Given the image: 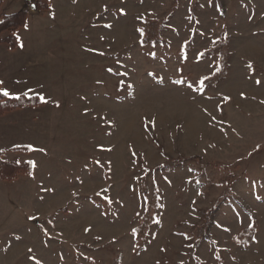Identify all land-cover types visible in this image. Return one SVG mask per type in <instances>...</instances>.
<instances>
[{
  "label": "rangeland",
  "instance_id": "obj_1",
  "mask_svg": "<svg viewBox=\"0 0 264 264\" xmlns=\"http://www.w3.org/2000/svg\"><path fill=\"white\" fill-rule=\"evenodd\" d=\"M36 1L8 9L31 13L24 47L49 58L50 131L43 148L1 150L35 167L9 181L10 209L1 197L0 252L264 264V0Z\"/></svg>",
  "mask_w": 264,
  "mask_h": 264
},
{
  "label": "crops",
  "instance_id": "obj_2",
  "mask_svg": "<svg viewBox=\"0 0 264 264\" xmlns=\"http://www.w3.org/2000/svg\"><path fill=\"white\" fill-rule=\"evenodd\" d=\"M8 4V0H4L2 5V13L4 15L21 10H9ZM31 22L32 15L29 13L27 28H21L17 32L19 37V45L17 48L11 49L7 44H0V82H2L0 83V89L7 90L11 94L10 96L38 95L44 97L46 100V93L50 88L48 87L50 84L48 82V71L46 70V72H44L43 68H48L49 58L43 59L42 56H39L41 55L38 53L40 50L31 51L24 47L25 43L29 44L31 42L26 41L23 37V34L27 31ZM32 43L34 44L33 41ZM21 44L23 47L20 46ZM45 49L48 55V46H46ZM36 66H40V69H36L37 71L31 70L32 67ZM34 83L35 86L33 85ZM42 107L43 105L25 107L13 110L4 116H0V151H14V148L17 146L34 147L35 144L33 141L35 140L38 141V144H41V148L44 147L43 144L47 146L48 135L46 132H48V130L50 131V123L47 120L48 113L46 114L44 109H39ZM55 112L56 111H53L52 113L55 114ZM51 124L53 125L52 121ZM29 159L33 160L32 156L29 157ZM12 184H16L15 181L7 182L3 180L0 175V203L2 197L9 209L12 207L10 202V188ZM23 223L26 225L29 222L23 221ZM11 226L12 223L10 221L4 222L0 224V231L8 229ZM16 244V241L12 244L10 243V247L6 253L2 254L0 252V264H11V262L13 263L16 261Z\"/></svg>",
  "mask_w": 264,
  "mask_h": 264
},
{
  "label": "trees",
  "instance_id": "obj_3",
  "mask_svg": "<svg viewBox=\"0 0 264 264\" xmlns=\"http://www.w3.org/2000/svg\"><path fill=\"white\" fill-rule=\"evenodd\" d=\"M4 0H0V44H7L11 49H15L19 45L18 30L25 27L28 23L29 11L27 9H21L19 11L13 12L11 14L4 15L2 13V5ZM36 9L39 11H48L50 9L49 0H37L35 3ZM153 26H158V22H153ZM158 30L155 29L151 31L153 33V39L161 38L160 29L163 23L160 24ZM158 31V33L156 32ZM147 42V41H145ZM224 53H227L225 51ZM207 79H205L206 81ZM0 115L8 113L9 111L15 110L22 107H33L42 104L41 99L38 96H19V99L15 97H6L0 94ZM16 150H22L23 147H15ZM3 151H0V175L2 179L12 181L18 177L20 174H31L33 173L34 167L32 166L33 161H28L25 163H17L14 161H9L3 158ZM176 165L175 161H170L164 165L168 170L172 169ZM213 213V211L211 212ZM212 215V214H211ZM143 230V228H142ZM255 229H246L238 234L235 239L245 242V239L251 237L250 234L254 232Z\"/></svg>",
  "mask_w": 264,
  "mask_h": 264
},
{
  "label": "snow or ice",
  "instance_id": "obj_4",
  "mask_svg": "<svg viewBox=\"0 0 264 264\" xmlns=\"http://www.w3.org/2000/svg\"><path fill=\"white\" fill-rule=\"evenodd\" d=\"M33 7H35V5H33ZM0 23H2V21H0ZM25 28H27V24H25ZM141 31H142V30H141ZM20 46L23 47L22 44H21ZM249 67H251V65H249ZM109 71H111V70L109 69ZM204 79H207V77H205ZM0 83H2V82H0ZM256 83L259 84L260 81L257 80ZM199 84H200V86L202 87L203 84H204V81L201 80V81L199 82ZM190 87H191V86H190ZM0 94H2L3 96H6V97H9V96L11 95L7 90H0ZM15 98H16V99H19V96H16ZM40 99H41L42 102L47 103V101L44 99V97H40ZM17 147H18V146H17ZM28 148H29L30 150H35V149H32L31 146H28ZM32 166L35 167L34 162H32ZM133 231L135 232V229H134ZM29 251H31V249H29Z\"/></svg>",
  "mask_w": 264,
  "mask_h": 264
},
{
  "label": "water",
  "instance_id": "obj_5",
  "mask_svg": "<svg viewBox=\"0 0 264 264\" xmlns=\"http://www.w3.org/2000/svg\"><path fill=\"white\" fill-rule=\"evenodd\" d=\"M34 8H36V6Z\"/></svg>",
  "mask_w": 264,
  "mask_h": 264
}]
</instances>
